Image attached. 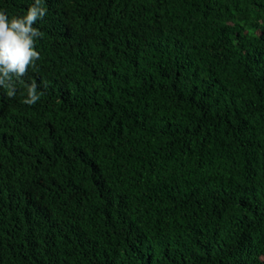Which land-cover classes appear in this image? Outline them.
I'll use <instances>...</instances> for the list:
<instances>
[{"label": "trees", "instance_id": "trees-1", "mask_svg": "<svg viewBox=\"0 0 264 264\" xmlns=\"http://www.w3.org/2000/svg\"><path fill=\"white\" fill-rule=\"evenodd\" d=\"M43 6L0 89V264H264V0Z\"/></svg>", "mask_w": 264, "mask_h": 264}, {"label": "clouds", "instance_id": "clouds-1", "mask_svg": "<svg viewBox=\"0 0 264 264\" xmlns=\"http://www.w3.org/2000/svg\"><path fill=\"white\" fill-rule=\"evenodd\" d=\"M46 13L43 0H31L22 14L10 16L0 10V89L8 97L16 95L17 83H23L29 67H34L40 59L36 41L41 37V32L34 25ZM38 88L37 83L25 85V104L34 105L40 100L42 92ZM95 111L104 113L101 109Z\"/></svg>", "mask_w": 264, "mask_h": 264}]
</instances>
